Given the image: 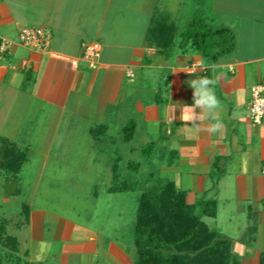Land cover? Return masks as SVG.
I'll list each match as a JSON object with an SVG mask.
<instances>
[{"label":"crops","instance_id":"obj_1","mask_svg":"<svg viewBox=\"0 0 264 264\" xmlns=\"http://www.w3.org/2000/svg\"><path fill=\"white\" fill-rule=\"evenodd\" d=\"M240 1L231 7L232 0H214L210 7L206 0H0V39L9 42L0 50V137L26 153L15 179L35 148H47L40 176L50 159L62 157L68 178L94 169L95 197L128 193L136 190L128 169H142L134 162L139 152L155 162L154 179L171 182L189 203L215 201V216L203 219L230 242L238 264H264V122L249 117L251 88L264 79V0ZM198 12L231 31V52L214 60L183 40ZM27 26L50 31L47 50L20 42ZM91 40L102 45L95 69L82 58V44ZM196 76L215 81L223 125L216 134L202 130L213 121L190 130L179 119V105L193 103L188 81ZM26 203V241L50 246L48 211ZM222 212L227 221L220 226ZM56 218L61 264L70 254L96 253L104 264H133L120 239L102 228ZM29 251L26 264L43 263Z\"/></svg>","mask_w":264,"mask_h":264},{"label":"rangeland","instance_id":"obj_2","mask_svg":"<svg viewBox=\"0 0 264 264\" xmlns=\"http://www.w3.org/2000/svg\"><path fill=\"white\" fill-rule=\"evenodd\" d=\"M194 1L198 2V0ZM206 1L209 2L210 7L214 2V0ZM228 3L232 7L237 2L232 0V2ZM238 4V8L245 5L241 1ZM227 7L230 9L229 5ZM46 149H34L30 156L32 162L25 166L20 175L18 174L20 176L18 180L17 178L13 179L10 172H6L1 167L0 154V264H26V259L28 260L27 257L30 252L29 248L34 251L31 257H41L39 260L34 258L36 262L44 259L43 263L40 264H61V257L58 256V253L61 252L62 244L55 243L53 239V234L58 231L57 216L70 221L88 224L95 228H102L105 236L120 239V242L130 252L132 263L135 264L137 258L134 244L136 230L143 225V222L147 224V221H145L147 219H138V210L141 205L138 203H141L142 194L152 191L157 183L156 179H154L155 162L144 161L145 158L139 155V152L138 154L136 152L135 155L133 154L136 160L134 162L137 164L139 160L142 161V169L140 173H137L134 168L128 169L129 172L126 173V177L132 181L136 190L115 195L103 193L97 198L90 192L93 184L97 182V178L91 175L94 173V169H90L91 174L86 178H68L67 176L71 174L68 169L69 165L62 162V157H58L56 160L53 157L46 164L51 169L47 170L44 176H40L38 168L43 165V156L40 152ZM55 149L57 150V148ZM76 149L84 151L85 148L78 147ZM150 149L148 146L145 151ZM64 150L66 151V149ZM146 160H150L149 156ZM84 164L89 166L90 163L84 160L83 163L78 161L75 165L83 166ZM18 186L20 187V192L16 188ZM103 186H105V182ZM165 200L168 203L169 198L167 197ZM26 202L34 210L48 211L46 234L47 238H50L51 247L48 243L44 244L42 241H26L30 238L28 237L30 236V229L27 226L28 210ZM147 216L146 218H149ZM226 216L227 214L222 212L219 219L220 226H223ZM207 222L213 227L216 225L212 219H208ZM148 228V225H143L142 229L147 232ZM171 252L175 254L183 253L175 250L166 251V256L171 254ZM69 257L70 259L66 258L65 264H96L97 262L98 264H104L97 253L86 255L70 254Z\"/></svg>","mask_w":264,"mask_h":264},{"label":"trees","instance_id":"obj_3","mask_svg":"<svg viewBox=\"0 0 264 264\" xmlns=\"http://www.w3.org/2000/svg\"><path fill=\"white\" fill-rule=\"evenodd\" d=\"M182 37L214 60L235 47L231 31L207 24L200 12L195 14ZM1 44L0 39V47ZM0 154L1 167L15 179L26 153L0 137ZM140 204L138 219H147L143 225L149 228L145 232L142 225L136 230L135 264H238L232 257L230 242L203 219L206 215L215 216L214 200L189 203L185 192L177 191L171 182L159 180L152 191L142 194ZM174 250L183 253L171 252L166 256V251Z\"/></svg>","mask_w":264,"mask_h":264},{"label":"clouds","instance_id":"obj_4","mask_svg":"<svg viewBox=\"0 0 264 264\" xmlns=\"http://www.w3.org/2000/svg\"><path fill=\"white\" fill-rule=\"evenodd\" d=\"M196 72V65H193L190 75ZM215 81L207 76H200L188 81L192 89L193 103L191 105H179L181 115L179 119L184 122V126L191 129L201 130V125L206 121H213L202 130L211 134L221 131L223 125L219 120V111L221 109V101L215 94ZM191 126H188V125ZM41 257L37 256L39 260Z\"/></svg>","mask_w":264,"mask_h":264},{"label":"built area","instance_id":"obj_5","mask_svg":"<svg viewBox=\"0 0 264 264\" xmlns=\"http://www.w3.org/2000/svg\"><path fill=\"white\" fill-rule=\"evenodd\" d=\"M51 39L50 31L45 27L27 26L20 32V42L38 51L49 48ZM9 42L3 41L0 47L2 52L7 50ZM82 58L90 68H97L102 54V45L99 41H85L82 44ZM249 117L253 124L259 125L264 122V79L261 83L251 88L249 102Z\"/></svg>","mask_w":264,"mask_h":264}]
</instances>
